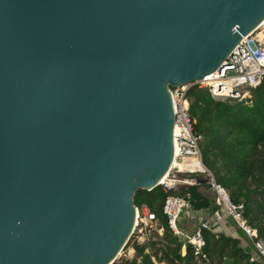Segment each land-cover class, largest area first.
Segmentation results:
<instances>
[{"label":"water","instance_id":"water-1","mask_svg":"<svg viewBox=\"0 0 264 264\" xmlns=\"http://www.w3.org/2000/svg\"><path fill=\"white\" fill-rule=\"evenodd\" d=\"M263 20L264 0H0V264H113L173 163L169 87Z\"/></svg>","mask_w":264,"mask_h":264},{"label":"trees","instance_id":"trees-1","mask_svg":"<svg viewBox=\"0 0 264 264\" xmlns=\"http://www.w3.org/2000/svg\"><path fill=\"white\" fill-rule=\"evenodd\" d=\"M186 96L191 116L196 120L195 129L201 136L200 148L205 167L229 192L234 203H243L244 216L264 240V81L242 99L215 98L208 88L198 85L190 87ZM188 188L195 209L215 211L217 207L207 185L197 184ZM165 196L160 185L151 191L139 189L134 203L137 207L146 204L157 214L164 228V235L158 241L168 242L162 247L166 250L164 259L169 264L177 261L194 264L196 257L191 246L182 255V243L168 227L162 211ZM204 239V253L211 263L262 264L250 262L252 254L241 247L238 238L215 233L209 228L204 231ZM148 246V243H135V257L118 264H154L152 255L146 253ZM138 257H141L140 262Z\"/></svg>","mask_w":264,"mask_h":264},{"label":"built area","instance_id":"built-area-1","mask_svg":"<svg viewBox=\"0 0 264 264\" xmlns=\"http://www.w3.org/2000/svg\"><path fill=\"white\" fill-rule=\"evenodd\" d=\"M264 81V20L253 30L244 35L228 57V64L203 79L182 86H170L172 105L175 113L173 129L174 157L176 160L164 182H160L166 193L162 211L166 217L170 231L184 240V247L188 244L197 259H206L204 247V231L209 229L208 219L200 222L193 233H186L179 227V220L183 215L194 210L192 193L189 186L197 185L198 174L208 178L207 191L212 195L218 209L212 218L221 219L219 211L230 216L237 226L248 236L254 255L250 262L260 261L264 264V240L259 237L248 219L244 216L243 203H234L229 192L214 178L203 161L200 148L201 136L195 129L196 120L191 116L187 90L195 85L206 87L215 98L242 99L249 96L252 89L257 88ZM177 142L178 154H175ZM173 164V163H172ZM185 169L191 172L190 177H179L178 173ZM184 170V169H183ZM193 174V175H192ZM196 174V175H195ZM163 180V179H162ZM161 180V181H162ZM136 221L131 236L135 242L151 239L148 231L152 223L158 222L153 209L144 204L136 206ZM163 228L158 229L161 232ZM156 264V262L154 261Z\"/></svg>","mask_w":264,"mask_h":264},{"label":"crops","instance_id":"crops-1","mask_svg":"<svg viewBox=\"0 0 264 264\" xmlns=\"http://www.w3.org/2000/svg\"><path fill=\"white\" fill-rule=\"evenodd\" d=\"M217 209H218V207L215 209V211ZM214 212H211L210 209H198L197 210L194 207V210L192 212L187 213V214L183 215V217H181V219L179 220V227L184 232L191 234V233H193L196 230V228L199 226V224H200L201 221H203L205 219H208L209 228L214 229V232L215 233H224V234H226L228 236H231L233 238L240 239L241 240V243H240L241 247H243L247 252H249L252 255H254V253H253V247H252V244H251L248 236L242 232V230L237 226V224L235 223V221L230 216H227L224 213V211H222V210L219 211V215L221 216V219L220 220L214 219V218H212ZM186 221L192 223L190 227H187ZM158 222L160 223L159 219H158ZM160 228H163L161 226V223H160ZM163 231H164V228L161 231V234L163 233ZM177 237L179 238L180 242L182 243V246L184 247V240L181 237H179V236H177ZM160 238H162V237H160ZM152 242L157 243V244H161L162 247H163L164 244L168 243L167 241H152ZM144 243H148V241H140V244H144ZM189 246L190 245L187 244L185 246V248H181L182 255H185L186 254ZM130 252H134V254H135L134 247L131 248ZM154 257L155 256L152 255L153 261L156 262V259H154ZM161 261H165V259H163ZM257 262H260V261H257ZM207 263L208 264H214V263H211L207 258L206 259H197L196 258V263H194V264H207ZM156 264H159V263L156 262Z\"/></svg>","mask_w":264,"mask_h":264},{"label":"rangeland","instance_id":"rangeland-1","mask_svg":"<svg viewBox=\"0 0 264 264\" xmlns=\"http://www.w3.org/2000/svg\"><path fill=\"white\" fill-rule=\"evenodd\" d=\"M190 175H191V172H188L186 169H184V170L180 171V173H178V176L183 177V178L184 177H190ZM198 175L200 177L204 176L203 174H198ZM186 223H187V227H190L192 224L191 222H188V221H186ZM159 228H160L159 222H155V223H152L150 225L148 231L150 232L151 239L148 240L149 246H148V249L146 250V253H149V254L155 256L154 259H156L157 263L168 264V261H166V260L161 261L164 259L163 256H165V251H166L165 248H162L161 244H157V243H155L154 245H151L152 241H158L160 239V237H163V235H164V231L162 234H161V232H158ZM135 243L136 242H135L134 236H131L129 238V240L127 241L126 245L121 249V251H120V253H119V255L115 261L117 264L121 263L122 261L131 260L135 257L134 252H130L131 248L134 247ZM151 259H152V262H154L153 258H151ZM140 261H141V257H138V262H140ZM175 264H180V263L177 262ZM181 264H183V263H181Z\"/></svg>","mask_w":264,"mask_h":264},{"label":"bare ground","instance_id":"bare-ground-1","mask_svg":"<svg viewBox=\"0 0 264 264\" xmlns=\"http://www.w3.org/2000/svg\"><path fill=\"white\" fill-rule=\"evenodd\" d=\"M178 147H177V142H175V154L177 155L178 154ZM175 162H176V160H174V162H173V164H172V167H173V165L175 164ZM183 169H185V167L183 168ZM182 169V170H183ZM169 173H170V171L164 176V178H163V180L161 181V182H164L165 181V179H166V177L169 175ZM137 224V221L135 220V225Z\"/></svg>","mask_w":264,"mask_h":264}]
</instances>
